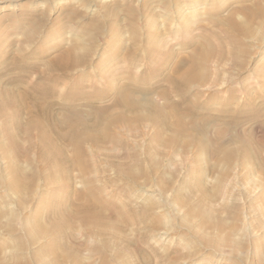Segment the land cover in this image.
<instances>
[{"label": "rangeland", "instance_id": "374dc122", "mask_svg": "<svg viewBox=\"0 0 264 264\" xmlns=\"http://www.w3.org/2000/svg\"><path fill=\"white\" fill-rule=\"evenodd\" d=\"M262 3L0 0V264H264ZM75 34L86 60L50 65ZM83 195L108 223L65 220Z\"/></svg>", "mask_w": 264, "mask_h": 264}, {"label": "bare ground", "instance_id": "6f19581e", "mask_svg": "<svg viewBox=\"0 0 264 264\" xmlns=\"http://www.w3.org/2000/svg\"><path fill=\"white\" fill-rule=\"evenodd\" d=\"M246 13H248V15H250V16H253V15H256V14H258V15H263L264 16V3H262L261 5H258V7H253V9H247L246 10ZM247 15V14H246ZM242 22V21H241ZM230 23H231V26L234 28V29H238L239 28V24H236V21H234V20H231L230 21ZM230 26V28H232ZM230 28H229V30L228 31H230L229 33H230V35H228L229 37L228 38H230L232 41H231V43L233 42V44H231V45H233L234 46V44H235V42L237 41V44H239L240 43V40L238 39V35H237V38L235 37H233V33H232V31L230 30ZM232 28V29H233ZM259 28V27H258ZM227 30V29H226ZM225 31V30H224ZM228 31H226V32H228ZM234 31V30H233ZM237 34V33H236ZM76 35V34H75ZM79 35H76V37H75V40H74V42H73V44H72V46H70L68 49H66V50H64V51H62V52H59V55H57V58H55L51 63H50V65H52L53 67H55V68H69L70 66H74V65H76V63L78 64V63H80V62H84L85 60H86V57L85 56H83L84 55V52H83V55H81L80 53H82V52H80L79 53V49H81V48H85V47H83V43H82V40L80 39V37H78ZM227 38V39H228ZM229 39V40H230ZM239 40V41H238ZM84 42V41H83ZM88 42V41H87ZM94 42V41H93ZM262 43V42H261ZM207 44V42L205 41L204 43H203V46H200V47H202V48H198V49H196L197 51L196 52H194V54H193V56H192V58H191V60H190V67L191 68H193V67H195V69H196V67L198 68V65L200 64V62H201V60L203 59V58H205V57H207L212 51H213V46L212 47H210V45H206ZM228 44H230V42L228 41ZM263 44V43H262ZM232 46V47H233ZM238 46H240V44L238 45ZM238 46H236V47H238ZM90 47V46H89ZM85 50V49H84ZM225 52L224 51H221L220 52V54L221 55H219V57L221 58H229V60L230 59H232V60H236L237 59V56H236V52H234V53H228L227 52V54H224ZM190 68V69H191ZM76 70V69H75ZM187 70V69H186ZM182 77H180V79H184V80H181L182 81V85L184 86V87H188V89L189 88H192L189 84H188V82L187 81H185V80H187V79H185V77H192L193 76V73H192V70H189V68H188V71L187 72H185L183 75H181ZM196 77V76H195ZM202 77V76H201ZM199 78V77H198ZM201 79H203V77L201 78ZM216 85V84H215ZM121 86V85H120ZM117 88V87H116ZM115 88V89H116ZM117 90V89H116ZM128 90L129 89H127L126 87H122L121 88V90L118 92V93H116L115 94V101L114 102H116V103H119V105H121V104H123L122 105V107L124 106V107H126L127 109H130V110H132V109H135L136 107H137V102L134 100V98H132V97H130V95H129V92H128ZM18 94V93H17ZM132 94V93H131ZM133 96V95H132ZM25 93H20V95H19V100L21 101V102H24V99H25ZM18 100V101H19ZM19 101V102H20ZM10 104H12V102L11 101H8ZM8 103V104H9ZM121 103V104H120ZM7 105V104H6ZM16 105V104H15ZM141 105V104H140ZM40 106V109L42 110V112H44L45 114H46V116L48 117V116H50L49 115V110H46V108L45 107H43V104L42 105H39ZM140 112V111H139ZM144 112H145V110H144ZM51 113V112H50ZM144 115H143V113L142 114H140V113H138L137 115H135V116H133L132 115V117L131 116H129V115H127V114H118V115H115L114 117H112V118H109L107 121H106V126L108 127V124H110V122L111 121H113L114 119H120V120H128V119H130L131 118V120H132V118L133 119H140V118H142ZM97 119H99V117L97 116ZM96 118L93 120V126H96V125H98V120H97ZM44 121V120H43ZM43 121L41 122V123H43ZM119 121V120H118ZM117 121V122H118ZM133 121V120H132ZM136 121V120H135ZM45 122V121H44ZM121 122V121H120ZM83 125L84 126H87L88 124H86V122H83ZM91 125V124H90ZM56 128H58L57 126H56ZM134 128V127H133ZM114 135H112V139L114 138V139H116V135H118V133H113ZM105 136H107L106 135V132L104 133V132H99L98 134H96V136H94L93 137V139H94V142L96 141V140H98V139H96V138H102L101 140H103V138L105 137ZM85 137V136H84ZM109 137H110V135H109ZM118 138H119V136H118ZM92 139V138H91ZM96 139V140H95ZM120 139V138H119ZM57 151H59V148H58V150ZM127 174H128V178H129V180H131L132 182L134 181V179H133V177H134V172H133V170L130 168V170L127 172ZM22 189V188H21ZM21 189H19V191H18V193H20V192H22L21 191ZM16 190H17V188H16ZM82 199V201L74 208V211H63L62 212V214H63V216H65V220L66 221H68V220H70V222H72L73 221V217L74 218H77V216L80 214V215H82L83 217H85V218H95V219H97V220H100L101 222H106V223H108V221H109V219H108V217H106V215L104 214V210H111V208H113V207H109V208H107V209H102V208H98V205H99V203L95 200V199H93L92 197H91V195H89V196H85V195H83V197L81 198ZM115 207V206H114ZM3 208H4V206H3ZM5 209V208H4ZM3 209V210H4ZM103 210V211H102ZM145 210V209H144ZM6 213V212H5ZM130 214V213H129ZM8 216H9V214H8ZM13 216H15L14 214L12 215V217ZM17 218V217H16ZM15 218V219H16ZM64 218V217H63ZM66 218H68V219H66ZM133 218V217H132ZM131 219V218H130ZM137 219V218H136ZM13 220V218H11V220L10 221H12ZM9 221V220H8ZM9 221V222H10ZM54 222V221H53ZM99 222V221H98ZM13 223V222H12ZM11 224V223H10ZM13 224H15V223H13ZM98 224H100V225H103V224H101L100 222L98 223ZM68 225V224H67ZM108 225V224H107ZM111 225V224H110ZM12 226H14V225H12ZM54 226V225H53ZM99 226V225H98ZM109 226V225H108ZM82 228V227H81ZM90 228V227H89ZM94 228V227H93ZM93 228H91V229H93ZM120 228V227H119ZM78 229H80V228H78ZM85 228L83 227V230H84ZM98 230L96 231V232H100V233H104L105 232V230H107L108 231V229H106L105 228V230H104V228L103 229H100V228H97ZM121 229V228H120ZM119 229V230H120ZM81 230V229H80ZM86 230H90V229H86ZM116 230V229H115ZM62 231H63V229H62ZM85 231V230H84ZM106 231V232H107ZM110 231V230H109ZM112 231V230H111ZM123 231V230H122ZM70 232V231H69ZM68 232V233H69ZM78 232H80L79 230H78ZM91 232H93V230H91ZM90 232V233H91ZM116 232V231H115ZM114 232V233H115ZM12 233V232H11ZM72 233V232H71ZM77 233V232H76ZM94 233V232H93ZM93 233H91V234H93ZM73 234V233H72ZM96 234V233H95ZM126 234V233H125ZM61 235H63V234H61ZM77 235V234H76ZM111 235V234H110ZM77 237V236H76ZM104 237V236H103ZM105 237H106V235H105ZM113 237V236H112ZM129 237V236H128ZM78 238V237H77ZM80 238V237H79ZM114 238H116V237H114ZM65 239V238H64ZM94 239V238H93ZM97 239V238H96ZM224 240V239H223ZM226 240V239H225ZM232 240V239H231ZM230 240V241H231ZM14 241V240H13ZM227 241H228V239H227ZM129 242V241H128ZM61 243V242H60ZM97 243H98V241H97ZM109 243V242H108ZM103 244V243H102ZM105 246H107V244H104V245H101V247L100 248H98V249H100L102 252H103V250L105 249ZM109 246H110V244H109ZM239 246V245H238ZM229 247V246H228ZM106 250V249H105ZM19 250H17L16 252H18ZM100 252V251H99ZM101 253V252H100ZM15 254V253H14ZM15 256V258L14 259H16L15 261L16 262H19V260H20V255H14ZM11 257H13V256H11ZM106 257V256H105ZM105 257L104 256H102V259H101V261H102V264H106V261L108 262V260L107 259H105ZM13 259V260H14ZM35 259V258H34ZM40 260V259H39ZM21 262V261H20ZM19 262V263H20ZM15 263V262H14ZM143 263H145V262H143ZM2 264V263H1ZM7 264V263H6ZM16 264H18V263H16ZM109 264V263H108Z\"/></svg>", "mask_w": 264, "mask_h": 264}]
</instances>
